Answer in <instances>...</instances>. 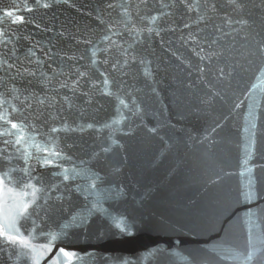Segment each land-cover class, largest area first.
<instances>
[{
  "label": "water",
  "instance_id": "obj_1",
  "mask_svg": "<svg viewBox=\"0 0 264 264\" xmlns=\"http://www.w3.org/2000/svg\"><path fill=\"white\" fill-rule=\"evenodd\" d=\"M106 2L111 0H60L43 8L35 0H0V9L15 6L25 17L22 23L13 24L11 18L0 15V28L8 32L12 39L9 48L17 47L29 69L37 67L26 62L29 47L44 61L40 71L50 72L49 64L67 67L70 62L62 59L65 52L84 55L85 60L76 62L88 66L90 46L76 41L90 39L95 44L109 22L122 18L120 9H107ZM122 2L116 0L117 4ZM242 2L244 9L234 11L228 0H217L219 14L209 21L229 31L223 24L227 17L248 20L242 30L233 25L237 31L222 42L228 50L220 62L235 68L225 80H218L211 72L206 73L205 81L198 80L195 72L188 75L199 62L179 40L178 29L162 33L163 44L155 37L143 44L144 55L151 61L147 65L151 77L138 65L124 81L123 93L129 87L138 89L133 93L142 108L137 116L119 105L115 94L104 95L102 84L89 86L82 80L75 95L68 89H57L58 101L63 103L61 98L68 96L75 105L66 112L70 119L97 125L119 121L111 128L90 129L82 136L60 133L62 144L75 141L77 146L66 150L72 160L58 163L69 168L78 165L85 158L83 144L111 135L120 147L107 157L109 167L119 169L110 178L126 185L129 196L104 205L110 216L123 218V230L109 216L97 214L86 232L73 230L58 236L48 251L41 246L48 245L50 237L42 233L57 231L63 217V213L52 214L30 237L41 253L39 264L66 259L60 248L75 253L70 264H264V56L256 53V46L264 41V6H260L261 0ZM25 5L32 11H24ZM131 14L128 27L147 26L134 9ZM159 23L178 26L181 18L174 14ZM61 27L64 35L57 31ZM48 28L52 31H46ZM115 30L125 33L120 26ZM112 39L121 43L118 36ZM123 39L131 43L132 38L125 33ZM50 46L53 51L48 53ZM98 57L102 59L99 53ZM182 60L190 61L192 67ZM89 75L101 79L94 68ZM27 79L32 77L17 83L23 86ZM55 83L54 79L49 87ZM35 87L41 90L44 86ZM111 88L115 93L116 85ZM83 91L89 93L90 101L80 94ZM209 96L211 101L201 103ZM64 106L67 108L66 103ZM58 170L37 167L45 179ZM19 176V172L12 173L13 180ZM4 199L8 201L4 204L7 215L12 201L7 193ZM0 221L8 223L5 216H0ZM19 227L27 237L32 230L31 218L21 219ZM249 252L252 259L246 261ZM32 256L0 237V264H32Z\"/></svg>",
  "mask_w": 264,
  "mask_h": 264
},
{
  "label": "snow or ice",
  "instance_id": "obj_2",
  "mask_svg": "<svg viewBox=\"0 0 264 264\" xmlns=\"http://www.w3.org/2000/svg\"><path fill=\"white\" fill-rule=\"evenodd\" d=\"M58 2L60 0H51V2L43 0V3L41 0H35V4L43 8H50L52 3ZM64 2L68 3V0ZM228 4L234 11H241L245 7L242 0H228ZM260 6H264V0H261ZM105 7L119 8L122 18L109 22L95 44L90 39L76 41L90 46L87 48V52L90 53L88 66L76 62L85 60L84 55L65 52L62 54V59L70 62L67 67L63 64L57 67L49 64L50 72L40 71L44 61L36 57L34 48L29 47L27 49L29 59L26 62L37 66L29 69L24 66V57L18 54L17 47L9 48L12 39L8 32L0 28V46H2L0 47V137L3 138L0 140V216H5L8 220L7 224L0 221V237H3L9 245H19L21 249L32 253V264H39L41 253L30 243V237L33 232L43 228L52 214L63 213V217L57 226V231L42 233L50 237L49 244L41 246L48 251L51 250V241L58 236L67 235L73 230L86 232L92 217L97 214L109 216L112 223L123 230V218L110 216L104 205L108 201H120L129 196L126 185L118 184L110 178L119 169L110 168L107 157L115 147H120L119 141L113 139L111 135L106 140H94L92 144H83L85 158L80 159L78 165L69 168L58 163V161L72 160V157L66 154V150L77 146L75 141L71 144H62L60 133L82 136L90 129L99 131L100 128H111L119 121L97 125L95 122H87L83 119H70L66 112L75 105L68 96L61 98L63 103L58 101L57 94H54L57 89H68L75 95L80 89L82 80L89 86L102 84L104 95L115 94L119 105L127 109L132 116H137L142 112L141 105L133 94L138 89L129 87L126 93L122 90L126 87L124 81L134 71L135 66H144L145 75L149 77L152 75L147 70V65L151 61L146 59L143 52L142 46L145 42L155 37L160 38V43L163 44L165 41L162 33L175 32L179 29L181 32L179 40L183 45L189 46L188 50L199 62L188 75L191 76L192 72H195L198 80L205 81L206 73L211 72L218 80H225L231 77L235 68L233 65L220 62L228 50L222 42L230 37L231 33L237 31V28L232 27L233 25H239L241 30L248 25V20L243 17L235 20L231 17L224 19L223 24L229 31H224L219 24L209 23L214 15L219 14L217 0H123L119 4L116 0H111L105 3ZM132 9L141 21H147L146 27L135 24L128 27V23L133 19ZM24 11L30 12L32 8L25 5ZM142 11L145 14L141 15ZM19 12L20 9L15 6L0 9V15L11 18L13 24L24 21L25 17L18 14ZM174 14L181 18L178 26L175 23L160 25L162 18ZM193 14L194 19L191 18ZM185 20L187 22H184ZM117 26L125 29L127 36L132 38L131 43L123 39L125 33L115 30ZM46 31L52 29L48 28ZM57 31L60 35H64L63 27ZM116 36L121 38L120 44L112 39ZM121 44H126V47H121ZM39 46L37 43L36 47ZM230 47L231 45H228V48ZM47 51L51 53L53 47L50 46ZM98 53L101 54L102 59L98 57ZM256 53L264 56V41L258 43ZM172 55L177 56V53L173 51ZM177 59L180 57L177 56ZM182 63L192 67L190 61L182 60ZM104 66L107 67L101 71ZM92 68L101 79H92L89 75ZM26 76L32 79H27L23 86L17 83L18 79L25 80ZM112 76L118 79H112ZM54 79L55 87H49ZM191 84L190 80L189 86ZM35 85L44 87L38 90ZM112 85H116L115 93L112 91ZM152 91L156 92V89L152 88ZM80 94L91 100L87 91ZM211 99L212 96H209L201 103H207ZM65 103L67 108L64 106ZM9 108L11 111H8ZM37 167L59 170L51 171L49 177L45 179L37 172ZM15 172H19L20 176L13 180L12 173ZM5 193L12 201L7 215L4 209V204L8 203L4 199ZM29 218H31L32 230L26 237L21 233L19 221ZM59 253L66 259L62 262L55 259L53 264H70L75 255L64 248H60ZM251 259L252 253L249 252L245 260Z\"/></svg>",
  "mask_w": 264,
  "mask_h": 264
}]
</instances>
